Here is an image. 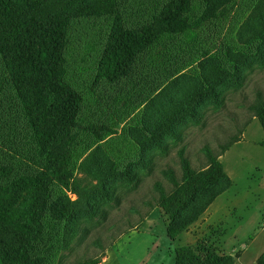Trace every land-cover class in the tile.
Listing matches in <instances>:
<instances>
[{
    "label": "rangeland",
    "instance_id": "obj_1",
    "mask_svg": "<svg viewBox=\"0 0 264 264\" xmlns=\"http://www.w3.org/2000/svg\"><path fill=\"white\" fill-rule=\"evenodd\" d=\"M258 1L236 0L225 15L179 34H161L135 56L129 73L113 82L102 78L94 83L89 70L91 62L83 48L71 47L66 62L68 75L84 85L85 91L90 89L96 113L93 120L100 123L105 119L115 129L97 140L84 131L82 124L72 127L68 144L71 167L75 177L82 179L78 180L80 191L98 183L116 197L112 201L91 197L95 216H71L63 204L78 195L52 183L47 197L49 208L41 218L42 232L35 246L42 264H80L91 257H98L99 264H174V249L189 245L231 256L234 264H257L264 251V129L250 105L259 91L264 96V67L255 61L243 66L246 81L241 87L230 83L217 72V67L235 72L229 50L248 56L257 52L260 39L248 42L250 32L243 29L240 34V28ZM197 8L194 5L189 15ZM104 24L102 19L97 23L82 20L76 26L83 40H87V28L100 25L103 30ZM88 40L92 41L90 37ZM11 88L0 69V166H12L8 176L0 173V185L4 187L41 168L31 130ZM199 89H215L222 104L214 105L210 95L192 100ZM190 100L200 114L199 123L182 111L174 123L178 136L163 135L161 148L139 144L138 139L149 133L156 121ZM92 105L86 104L90 109ZM233 136L240 139L218 156L232 185L172 240L166 230L167 218L158 205L160 193L156 184L160 183L165 191L172 190L166 170L172 169L180 178V149H184L193 167L202 168L208 161L206 146L220 154L222 145ZM97 145L103 150L97 157L101 165L86 160L87 171L79 169L81 161ZM142 159L148 163L143 165ZM96 168L100 172L92 173ZM125 171L133 174L132 182ZM58 197L62 204L55 205ZM190 213L187 211L186 217ZM68 232L75 235L65 243Z\"/></svg>",
    "mask_w": 264,
    "mask_h": 264
},
{
    "label": "trees",
    "instance_id": "obj_2",
    "mask_svg": "<svg viewBox=\"0 0 264 264\" xmlns=\"http://www.w3.org/2000/svg\"><path fill=\"white\" fill-rule=\"evenodd\" d=\"M235 3L236 0H0V69L12 84L13 95L31 130L36 157L41 163L35 174L21 175L8 187L0 185L1 264H42L43 259L36 254L35 246L42 232L41 218L49 208L47 197L52 183L69 188L78 195L63 204L71 216L80 213L95 216L97 212L91 206V197L102 196L108 201L116 197L98 183L80 191L82 179L75 177L71 167L72 153L68 144L72 138V127L82 124L84 131L93 134L97 140L115 132L105 119L100 123L93 120L96 113L90 89L85 91L84 85L75 83L68 75L66 62L70 58L71 47L83 48L91 62L89 70L94 83L102 78L113 82L126 76L135 56L161 34H179L205 20L225 15ZM194 5L198 8L189 15ZM195 17V20L191 19ZM101 19L106 21V29L92 25L85 33L87 40H83L76 24L82 20L97 23ZM243 29L250 32L248 42L260 39L257 52L248 56L229 50L228 56L235 64V72L229 73L217 67V72L237 87L246 81L242 74L243 66L255 61L264 67V0L258 1L242 23L240 34ZM89 37L92 41L88 40ZM206 58L200 62L202 67ZM210 61L218 66L214 59ZM207 95L212 97L214 105L222 104L215 89H199L192 100ZM192 100L156 121L149 133L138 139L139 144L148 143L161 148L163 135L178 136L174 123L182 111L199 123L200 114L193 109ZM89 102L91 109V106H86ZM250 109L264 129V96L260 91ZM239 139L231 137L222 145L220 154L213 153L206 146L208 161L202 168L193 167L184 149H180V178L172 169L166 170L173 184L172 190L165 191L160 183L156 184L160 193L158 205L167 218L166 230L172 240L196 220L216 196L232 185L218 156ZM101 151L100 145L92 149L79 164V169L87 171L86 160L99 167L102 162H97V157ZM142 161L143 165L148 163L145 159ZM6 164L0 166L3 176H8L12 167L10 163ZM110 164L114 166L111 161ZM99 172L100 169H92L94 174ZM124 174L129 183L134 180L130 171ZM203 197L207 199L200 204ZM58 204H62L61 198L55 202ZM187 211L191 213L186 217ZM68 233L65 243L75 235V232ZM174 253V264H234L231 256H219L215 250L200 245L178 246ZM99 262L98 257H91L80 264ZM257 264H264V251Z\"/></svg>",
    "mask_w": 264,
    "mask_h": 264
},
{
    "label": "crops",
    "instance_id": "obj_3",
    "mask_svg": "<svg viewBox=\"0 0 264 264\" xmlns=\"http://www.w3.org/2000/svg\"><path fill=\"white\" fill-rule=\"evenodd\" d=\"M158 39V38H157ZM129 73V72H128Z\"/></svg>",
    "mask_w": 264,
    "mask_h": 264
}]
</instances>
